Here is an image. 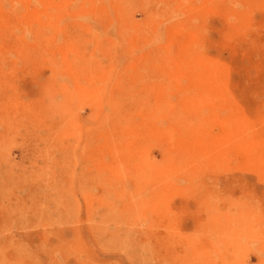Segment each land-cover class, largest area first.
Returning <instances> with one entry per match:
<instances>
[{
  "label": "rangeland",
  "instance_id": "1",
  "mask_svg": "<svg viewBox=\"0 0 264 264\" xmlns=\"http://www.w3.org/2000/svg\"><path fill=\"white\" fill-rule=\"evenodd\" d=\"M232 221L264 264V0H0V264H197Z\"/></svg>",
  "mask_w": 264,
  "mask_h": 264
},
{
  "label": "bare ground",
  "instance_id": "2",
  "mask_svg": "<svg viewBox=\"0 0 264 264\" xmlns=\"http://www.w3.org/2000/svg\"><path fill=\"white\" fill-rule=\"evenodd\" d=\"M26 19H31L34 20L35 18L33 17H27ZM49 52H52L51 50H48ZM234 227V231L237 229V231L239 232H243V235L245 238H247L248 240L253 238L254 235L256 234V231L254 228H252V225L250 224L249 221H244V222H236V221H232V223L230 224V222H228V227L227 230H222L221 233L219 235H217L216 239H215V245L214 247H211V245H203L200 248H196L193 250V252H191V256L192 257H197L201 263H197V264H224V256H222L221 251H222V247L226 248L225 246H223L224 242L221 239L224 235H226L227 233L230 235V238L233 237L234 231L232 232V228ZM232 234V237H231ZM232 241L235 243L237 242V240H234V238H232ZM230 242V240L228 241L229 244V250H231L233 247V242ZM234 255L233 257H231L230 261L231 263H234ZM206 259H208L206 261ZM206 261V262H205Z\"/></svg>",
  "mask_w": 264,
  "mask_h": 264
}]
</instances>
